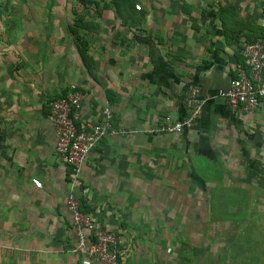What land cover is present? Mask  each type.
Returning <instances> with one entry per match:
<instances>
[{
	"label": "crops",
	"instance_id": "obj_1",
	"mask_svg": "<svg viewBox=\"0 0 264 264\" xmlns=\"http://www.w3.org/2000/svg\"><path fill=\"white\" fill-rule=\"evenodd\" d=\"M138 7L135 18L108 11L91 21L88 68L56 19L29 22L45 29L39 35L0 41L14 51H0V264H84L65 203L71 169L47 119L70 84L84 95L78 128L101 121L108 106L127 131L92 149L80 175L87 192H77L85 213L119 233L118 264H264V99L235 112L215 96L243 47L264 37V0ZM190 84L203 98L193 125L149 134L164 117H184ZM146 182L168 188L152 183L148 196ZM172 182L191 191L180 197ZM233 189L244 191L243 205ZM181 208L194 224L180 226Z\"/></svg>",
	"mask_w": 264,
	"mask_h": 264
},
{
	"label": "built area",
	"instance_id": "obj_2",
	"mask_svg": "<svg viewBox=\"0 0 264 264\" xmlns=\"http://www.w3.org/2000/svg\"><path fill=\"white\" fill-rule=\"evenodd\" d=\"M242 63L236 67L235 76L226 88H220L215 96L222 98L235 112L255 109L264 99V38L257 37L242 49ZM202 90L190 84L183 94L185 115L181 120L164 117L151 126L149 134H174L189 129L199 116L202 106ZM82 91L70 84L65 95L53 99L47 119L56 130V154L70 167L69 189L66 208L69 213L75 245L73 252L81 255L84 264H118L121 237L118 232L105 228L81 209L77 194L87 192L81 187L82 167L92 149L105 137L124 135L127 131L114 126L108 106L102 110L101 121L77 127L79 110L83 100Z\"/></svg>",
	"mask_w": 264,
	"mask_h": 264
},
{
	"label": "rangeland",
	"instance_id": "obj_3",
	"mask_svg": "<svg viewBox=\"0 0 264 264\" xmlns=\"http://www.w3.org/2000/svg\"><path fill=\"white\" fill-rule=\"evenodd\" d=\"M96 1L98 2L97 5L83 4L79 2V0H0V41L2 40L5 41L7 40V38L10 39L11 37L13 39L16 34L20 36L21 39H23V36H25L26 34L39 35L44 29L43 27L27 26V24H29V22H32L30 24L40 23L46 19H51V18L59 20L62 23L60 33L66 35V29H67L66 24L72 22L74 18V12L81 15L87 21L90 22L96 19L108 18L107 14H110L108 13V11L110 10L103 8V3L107 0H96ZM156 1L159 2L162 0H135L136 5L139 6L138 8L142 9L144 7H147L151 10L150 12L153 11L150 5ZM165 1L168 2V0ZM109 18L112 17L109 16ZM79 34L83 40L88 42L85 36L86 34H89V31H82L81 29L79 30ZM0 45L2 46L0 48V51L5 50L7 52L9 51L14 52L13 49L11 48V45L8 42L7 44L5 43V45L3 44ZM22 45L24 46L25 43L22 42ZM47 49L48 48L45 46L44 50ZM152 183H157L158 186L159 185L165 186L162 187L161 189L168 188L167 186L168 182H146L147 188L145 194H147L148 196H151L153 193L151 192ZM172 183H176L179 192L178 195L180 197L184 196L187 191L188 192L191 191V189L189 188L187 189L186 186L187 182H172ZM193 183L197 184V182H193ZM131 190L133 189L131 188ZM233 190L234 191H231V195L233 197H238L237 203L243 205L246 200L245 199L246 195H244V191L240 189H233ZM180 192L183 195H180ZM222 192H224V190ZM179 207H181V205H179ZM181 210L182 208L179 209V213L177 215L178 216L177 221L180 224V226L186 227L188 224H191V222L194 224L196 220L192 221L190 219V222L186 223L187 219L184 220L179 217L185 215L184 213H181ZM209 219L210 222L217 220L216 217H211V216Z\"/></svg>",
	"mask_w": 264,
	"mask_h": 264
},
{
	"label": "trees",
	"instance_id": "obj_4",
	"mask_svg": "<svg viewBox=\"0 0 264 264\" xmlns=\"http://www.w3.org/2000/svg\"><path fill=\"white\" fill-rule=\"evenodd\" d=\"M79 2L83 4H98L96 0H79ZM103 8L113 11L116 16L120 17L121 19L135 18L134 13L138 10L136 8L135 0H107L103 3ZM67 29L73 38L75 47L77 48V51L79 52L83 62L85 63V66L88 68V63L86 62L85 57V48L87 43L81 38L79 30L82 29L85 31H89L90 29H92L91 22L87 21L84 17L74 12V18L72 22L67 26ZM261 38L264 37L261 36ZM82 211L84 212V209H82Z\"/></svg>",
	"mask_w": 264,
	"mask_h": 264
}]
</instances>
